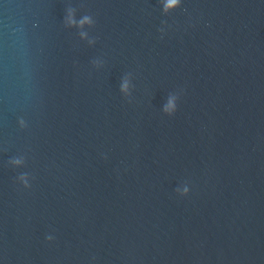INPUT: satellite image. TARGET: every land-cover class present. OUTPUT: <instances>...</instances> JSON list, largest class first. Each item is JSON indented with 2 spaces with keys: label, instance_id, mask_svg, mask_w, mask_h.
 <instances>
[{
  "label": "water",
  "instance_id": "water-1",
  "mask_svg": "<svg viewBox=\"0 0 264 264\" xmlns=\"http://www.w3.org/2000/svg\"><path fill=\"white\" fill-rule=\"evenodd\" d=\"M166 4L0 0V264H264V0Z\"/></svg>",
  "mask_w": 264,
  "mask_h": 264
},
{
  "label": "clouds",
  "instance_id": "clouds-1",
  "mask_svg": "<svg viewBox=\"0 0 264 264\" xmlns=\"http://www.w3.org/2000/svg\"><path fill=\"white\" fill-rule=\"evenodd\" d=\"M177 3V0H167V4L165 5V9L167 10L168 8L174 6ZM87 17L85 18L84 21H81V23L86 22Z\"/></svg>",
  "mask_w": 264,
  "mask_h": 264
}]
</instances>
